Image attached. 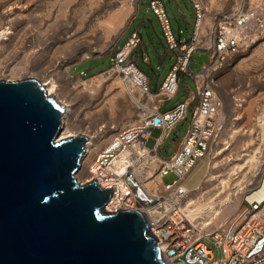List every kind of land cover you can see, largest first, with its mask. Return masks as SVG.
<instances>
[{"label":"built area","instance_id":"1","mask_svg":"<svg viewBox=\"0 0 264 264\" xmlns=\"http://www.w3.org/2000/svg\"><path fill=\"white\" fill-rule=\"evenodd\" d=\"M192 2V34L182 40L183 30L179 29L178 35L174 33L164 0H149L166 52L172 51L175 57L155 90L150 87L149 76L130 56L140 42L137 30L120 50L115 46L110 52L112 64L101 73L116 72L121 82L154 104L140 103L138 117L120 127L101 125L97 140L95 135L86 133L88 140L84 162L81 161L86 175L82 182L97 178L101 187H112L106 210L143 213L167 264H264V203L262 197H257L264 177L244 185L238 208L224 217H192L187 208L191 196H203L208 173L226 158L230 146L221 140L226 121L224 101L210 76L235 55L264 39V0H239L226 10L211 9L207 0ZM196 50H208L210 61L200 72L192 73L190 62ZM180 73L194 79L196 90L162 111V104L178 94ZM85 74L82 70L78 75ZM61 102L67 114L70 105ZM234 105L240 106L241 99H235ZM189 107L191 117L185 135L175 151L164 157L161 145L175 125L187 117ZM234 118L238 119L236 115ZM155 128L160 129V134L154 146L148 147L147 140ZM94 147L98 151L91 153ZM201 160H206V174L201 184L190 190L185 181ZM169 173L176 179L165 183L163 178Z\"/></svg>","mask_w":264,"mask_h":264},{"label":"rangeland","instance_id":"2","mask_svg":"<svg viewBox=\"0 0 264 264\" xmlns=\"http://www.w3.org/2000/svg\"><path fill=\"white\" fill-rule=\"evenodd\" d=\"M139 1L0 0V31L6 27L11 29L7 34L8 38L2 39L0 44V79L20 80L35 77L41 82L53 81L56 86L52 94L70 105V111L63 119L59 136L64 132L65 135L72 134L66 137L89 133L95 135L94 138L97 140L101 125L115 124L116 127H120L135 120L141 113L138 108L140 103L148 101L153 105L154 102L139 92H134L133 98L125 90L126 86L116 72L100 76L102 81L95 87L86 84L112 64L110 52L115 46L120 50L131 32L138 26L153 63L150 66L140 59L139 67L154 80L159 76V83L168 73L174 62V53L170 51L164 61L159 63V55L165 54L164 46L160 42V40L164 42L163 33L158 19L149 6V0H142L140 12L133 18ZM207 2L211 9L226 10L239 0ZM164 3L174 33L178 35L181 28L183 29L181 39H189L195 17L192 0H164ZM143 20L147 29L140 25ZM146 30L151 34L154 44ZM155 47H159L160 51L157 52ZM209 61L208 50H196L192 54L190 71L200 72ZM82 70L86 74L80 77L78 74ZM210 79L216 83L224 101L223 112L226 121L221 140L230 143L226 150V158L209 172L210 178L213 177L212 174L216 175L218 172L220 175L209 179L203 188L205 191L203 196L213 194L218 203L220 197L229 192L243 195L241 188L260 179L264 172V123L260 126L258 121L264 115V39L235 55L213 72ZM50 85L51 83L48 86ZM151 89L155 90L154 87ZM195 90L194 79L180 73L178 94L165 101L162 110L185 100L191 91ZM237 98L241 99L238 109H244L246 104L247 107L255 108L254 119L246 122L244 128L252 130L256 127L261 131L260 134L249 131L234 133L235 128L229 129L233 124H240L243 120V116L237 120L228 117ZM112 103L113 110L110 107ZM190 117L191 107L188 109L187 117L177 123L171 134L163 141L160 150L164 157L171 155L176 149V144L183 139ZM159 134V128L153 129L151 137L147 140L148 147L154 146ZM255 146H258V149H255ZM249 153H255L256 158L249 160ZM238 164H242L243 167L236 169ZM206 171V160H201L187 177L186 186L190 190L195 189L201 184ZM75 175L82 182L86 173L81 167ZM175 179L176 175L169 173L163 181L170 183ZM240 179L243 180L242 185L236 183ZM240 201L238 197L235 204L224 205L219 217H224L238 208Z\"/></svg>","mask_w":264,"mask_h":264},{"label":"water","instance_id":"3","mask_svg":"<svg viewBox=\"0 0 264 264\" xmlns=\"http://www.w3.org/2000/svg\"><path fill=\"white\" fill-rule=\"evenodd\" d=\"M64 113L39 79H0V264H167L143 213L77 179L88 137L59 139Z\"/></svg>","mask_w":264,"mask_h":264},{"label":"bare ground","instance_id":"4","mask_svg":"<svg viewBox=\"0 0 264 264\" xmlns=\"http://www.w3.org/2000/svg\"><path fill=\"white\" fill-rule=\"evenodd\" d=\"M10 32H11V29H9V27H6V28H4L3 30L0 31V44H1L2 39H7L8 38V35L7 34H9ZM103 74L104 73H100V74L92 77L90 79L89 83H87L86 85H90L91 87H95L96 85H99V83L102 81V79L99 78V77L102 76ZM49 83H51L50 86H48ZM43 84L46 86V88L48 90V93L49 94H52V92L54 91L55 86H56L55 83L53 81H49L48 80V82L47 81H44ZM125 90L128 93H130L133 98L135 97L134 94H133L135 92L134 89H132L131 87H129L127 85ZM123 91H124V89H123ZM111 102H112V100H111ZM110 107H111V110H113V108H114L113 103L111 104ZM65 114H66V112L63 115V119L65 117ZM263 118H264V115H262L261 116V119L258 120L260 122V126H263V123H264V119ZM67 135H72V134L70 133V134H67ZM67 135H65V132H64V133H61L58 138L59 139H62V138H65ZM254 148L255 149H258V146H255ZM97 151H98V148L97 147H94L92 149L91 153H96ZM248 155L250 156L249 160L251 159V161L256 158L255 153H249ZM90 159H91V155L88 156V159L86 161L89 163V160ZM82 162H84V161H82ZM214 167H212V168H214ZM241 167H243V165L242 164H240V165L238 164L237 167H236V169L241 168ZM208 176H209L208 177L209 179H213L215 175L212 174V176H213L212 178H210V174ZM263 177H264V172L262 174V178ZM236 183H238L239 185H242L243 184V180L240 179ZM262 188L257 193V197L258 198H261L262 197V199H263L262 203H264V187L262 186ZM238 197L240 198V200H242V198L244 197V195H239L237 192H229L228 194H225L224 196L220 197V200H218L219 202L217 203L215 201V199H214L213 194L211 196L209 195V196L205 197V196L199 195V193L198 194L196 193L195 195L191 196L188 199L187 208H188V211H189L190 216H192V217L205 218L207 216L216 215L217 218H220L219 217V214L223 211L222 210L223 206L224 205L230 206L231 204H235V202H237V198Z\"/></svg>","mask_w":264,"mask_h":264},{"label":"crops","instance_id":"5","mask_svg":"<svg viewBox=\"0 0 264 264\" xmlns=\"http://www.w3.org/2000/svg\"><path fill=\"white\" fill-rule=\"evenodd\" d=\"M141 2H142V0H140L139 2H138V4H137V8H136V14L133 16V18H135V16L137 15V13L138 12H140V10H139V8H140V5H141ZM183 18H185V16L183 15ZM132 21V20H131ZM130 21V22H131ZM140 25H142V26H144L146 29H147V25H146V22H145V20H143V22L140 24ZM152 25H153V23H152ZM140 26H138L136 29H134L133 31H135V30H137L138 32H139V35H140V42H139V44L133 49V51L131 52V58L133 59V60H135L136 62H137V64H138V61L140 60V59H142L143 60V62L144 63H146V64H149L150 66H152L153 65V63H152V59H151V57H150V54H149V52H148V49H147V45H146V43L144 42V39H143V35H142V33L140 32V28H139ZM153 29H154V32H155V34H156V36L158 37V33L156 32V30H155V27H154V25H153ZM179 29H181V28H179ZM183 30V29H182ZM132 31V32H133ZM147 31V34H148V36H149V38H150V40H151V42L154 44V41H153V39H152V37H151V34L148 32V30H146ZM132 32H131V34H132ZM131 36V35H130ZM130 36H129V38H130ZM128 38V39H129ZM160 42H161V44L164 46V50H165V54H163V55H159V63H162L163 61H164V59H165V57L168 55L167 54V52H166V46H165V43L164 42H162L161 40H160ZM126 43V42H125ZM155 49H156V51L158 52V51H160L159 50V47H155ZM147 74V73H146ZM148 76H149V81H150V87H154V89H156L161 83H159V81H158V78H159V76L156 78V80H154L153 79V77L152 76H150L149 74H147ZM166 76V75H165ZM165 78V77H164ZM164 80V79H163ZM162 80V81H163ZM238 99V98H237ZM247 105V104H246ZM244 106V109H238L235 105H234V107H232L231 108V110L229 111V113H228V117L229 118H231V119H233V116H235L236 115V117H242L243 116V120L240 122V124H237V125H235V124H233L231 127H229V129L231 128V129H233V128H235V130H233L234 131V133H246L247 131H249V132H252V133H261V131L258 129V128H253L252 130H250V129H247V128H244L245 126H244V124H246V122H249V121H252L251 119H254V113H255V111L253 110V109H255V108H252V106L250 107V106ZM161 110H162V106H161ZM163 111V110H162ZM233 120H237V118H234ZM235 121H233V123H234ZM246 142V141H245ZM244 147V146H243ZM263 187H264V184H263ZM262 188V187H261ZM263 189V188H262Z\"/></svg>","mask_w":264,"mask_h":264}]
</instances>
